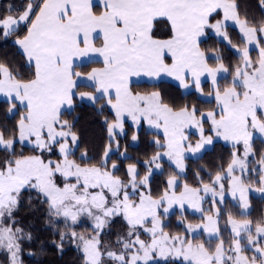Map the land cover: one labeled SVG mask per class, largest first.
Listing matches in <instances>:
<instances>
[{
	"label": "snow or ice",
	"instance_id": "1",
	"mask_svg": "<svg viewBox=\"0 0 264 264\" xmlns=\"http://www.w3.org/2000/svg\"><path fill=\"white\" fill-rule=\"evenodd\" d=\"M258 8L259 19L247 9L242 14L238 0L8 4L0 15V37L7 42L15 36L13 45L23 61L17 66L0 59L5 119L19 113L11 126L0 124V252L9 264H22L23 242L34 239L15 215L25 193L29 211L43 206L46 226L58 235L53 241L58 253L62 256L70 241L80 264H264V215L255 222L249 218V194L264 196V152L253 163L255 134L264 137V0H258ZM229 21L239 30L240 44L229 35ZM209 31L231 46L235 64H226L220 49L211 55L201 49V38ZM85 60L102 66L76 70L77 62ZM162 77L181 90L193 89L196 100L177 104L160 88ZM202 78L210 82L207 92ZM204 96L214 104L202 111ZM77 100L99 104L98 114L108 110L111 115L103 120L107 142L95 162L87 144L82 145L78 117L62 118L75 111ZM128 121L136 129L133 143L139 141L141 125L157 130L149 142L157 151L143 160V175L139 161L127 163L123 175L116 174L122 160L109 167L113 143L119 150L118 136L126 135ZM217 138L234 149L242 144L243 153L234 150L226 166L209 173L208 182L197 171L199 184L181 187L187 154L201 153ZM120 157L132 160L126 150ZM165 157L175 169L154 197L151 178L154 169L162 170ZM229 194L238 201L239 213L222 207ZM174 206L181 213L185 206L200 213L202 223H187L183 234L165 231L164 220ZM116 218L124 230L114 244L105 243L102 235ZM85 220L90 230L78 233L76 226Z\"/></svg>",
	"mask_w": 264,
	"mask_h": 264
},
{
	"label": "trees",
	"instance_id": "2",
	"mask_svg": "<svg viewBox=\"0 0 264 264\" xmlns=\"http://www.w3.org/2000/svg\"><path fill=\"white\" fill-rule=\"evenodd\" d=\"M9 3L18 4L19 0H0V15L6 14L5 9L8 7ZM240 4V11L243 14L245 9H247V13L250 17L260 18V10L258 8V0H238ZM16 15L15 12L12 13ZM229 35L234 43L240 44V38L238 31L233 28H227ZM15 36L9 38L7 42H4L2 37H0V59H7L10 63H14L15 65H20L23 63L21 57L17 54V49L13 45V41ZM201 49L206 50L211 55L213 49H220L221 54L225 58L226 64H235L236 56L234 54V50L229 48L224 42H220L215 38L214 35L208 33L206 38L201 41ZM251 56L254 58L257 56V53L254 49H251ZM209 63L214 66L215 61L210 59ZM101 63L98 62H88L86 64H82L77 67L78 71H90L92 67H99ZM22 71L26 74L27 69H22ZM229 80V78H228ZM160 88L165 92L166 96H170L175 100L177 104H181L184 102H193L196 100V97L191 93H182L178 86L166 82L160 81L158 82ZM221 86L225 84L223 79L220 80ZM142 85L144 83H141ZM209 84H203L202 86L205 89V92L209 89ZM82 90H86L82 88ZM100 103H103L101 101ZM212 104H214V100H207L200 97L199 107L201 110H205L209 108ZM7 103L6 101H0V124H7L11 126L15 123V119L18 118L19 113L16 114L15 118L10 120H6V112H7ZM99 107V104H85L82 102L76 101L75 111L69 115L66 111L64 113L63 119L72 120L73 117H78L76 120V129L82 135V145L87 144L89 148V156L93 158L92 162H95L99 159L100 154L102 153L103 147L106 144L107 133L106 126L103 124L104 118L107 116L111 119V115L108 110H105L103 115L97 113L96 109ZM136 131L132 128L129 123L125 124V133L124 136H118L119 139V150L116 148V144L113 143V153L111 154V158L109 161V167L111 165V161L116 160L121 163V171L117 172V175H123L126 170V165L129 162H137L139 161L138 168L141 172V175L144 174L143 160L157 151L154 145H149V142L152 140L153 136L156 133L152 131H147L145 128H140L138 130L139 141L138 143H133L131 141V136L133 132ZM162 138V136H160ZM254 150L257 155L253 158V163L256 159L259 158V154L264 152V142L262 141H254L253 142ZM233 146L215 142L209 150L205 151L202 155L194 159H186V171L183 175H181V187L183 183L187 182L192 186H197L199 181L196 179L197 171L200 172L201 177L204 182H208L209 173L214 174L221 164L225 165L229 161L231 157V153L234 150H238ZM17 151H20L19 145L17 146ZM126 150L127 156L131 157L132 160H126L120 157V153ZM24 153L27 155L30 152V146H25L23 149ZM160 151H163L162 149ZM80 153L77 151L76 156H79ZM54 158V157H53ZM162 170L154 171L153 176L151 178V190L153 196H158L164 188V182L166 177L172 173L173 167L169 166L166 159L162 162ZM249 167H252L250 163ZM258 179V177H256ZM227 182L225 181V184ZM179 190V189H178ZM27 193H25V200L22 202L20 210L15 214L16 218L20 221L21 226L24 227L25 231H31L33 234V241L23 242V251L21 253V261L22 264H80L79 255L75 249V247L71 244L70 241H65V251L61 256L57 249L55 248L53 241L58 240V235H53L52 229L45 224V217L43 213V206H41V210L37 212H31L27 208L26 200ZM207 203L204 206H208L209 208L211 204V199H207ZM249 203L251 206V218L254 222L259 219L261 215H264V197L258 195H249ZM225 210L231 209L235 213H239L241 210L238 207L236 202H233L229 198H225V204L222 205ZM206 208V209H207ZM183 216V222H181L180 217ZM201 221V214H194L189 210H185L183 213L180 210H174L173 212L168 214V217L164 220L165 223V231H169L173 234L185 232V225L187 223L197 224ZM62 227V224H61ZM123 222L120 218H116L115 221L111 224L109 228H106L104 234L102 235V241L105 243L111 242L115 243L117 233L124 230ZM221 229L224 228V221L221 220L220 224ZM75 230L78 233H85L90 230V223L86 220L76 226ZM227 236V233H225ZM214 246V245H213ZM29 252H32L33 255H29ZM250 255V253H249ZM0 263L8 264V259L5 253L0 252Z\"/></svg>",
	"mask_w": 264,
	"mask_h": 264
},
{
	"label": "rangeland",
	"instance_id": "3",
	"mask_svg": "<svg viewBox=\"0 0 264 264\" xmlns=\"http://www.w3.org/2000/svg\"><path fill=\"white\" fill-rule=\"evenodd\" d=\"M219 17H215L214 18V20L215 19H218ZM214 22V21H213ZM228 26L229 27H233V28H235L237 31H238V33H239V30H238V28H236L233 24H232V22L231 21H229L228 22ZM209 33L210 34H212V35H214L215 36V34L214 33H212L211 31H209ZM205 38H206V36H205ZM204 38V39H205ZM215 38L217 39V40H219L220 42H224L229 48H231V46L230 45H228L227 44V42L226 41H223L221 38H218V37H216L215 36ZM203 39V40H204ZM232 49V48H231ZM252 49H254L255 51H256V53L258 54V50L255 48V46L253 45L252 46ZM256 57H254L253 59H255ZM229 78V80L231 79V76H229L228 77ZM162 81H166V80H162ZM160 82V81H159ZM166 82H169V81H166ZM140 83H144V82H140ZM169 83H172V82H169ZM210 84V82L208 81V80H206V81H204L203 82V84ZM172 84H174V83H172ZM202 84V85H203ZM174 85H176V84H174ZM176 86H178V85H176ZM209 86V85H208ZM181 90V89H180ZM182 91V90H181ZM192 91H194V90H191V91H189V92H192ZM189 92H183L182 91V93H189ZM202 98H204V99H207V100H210L211 98H208V97H206V96H204V97H202ZM212 100V99H211ZM6 101V100H5ZM86 104V103H85ZM206 127V135L207 134H210V133H208V131H207V128H208V126L206 125L205 126ZM133 128V127H132ZM134 129V128H133ZM134 130H136V129H134ZM147 130V129H146ZM147 131H149V130H147ZM191 131H193V132H195V130L193 129V130H191ZM154 133H156V132H154ZM159 135L160 136H163V133L162 132H160L159 133ZM197 137H193L192 138V142L194 143L195 142V139H196ZM256 140H258V141H263L264 142V137H261L260 136V134L259 133H256L255 134V137H254V141H256ZM253 141V142H254ZM215 142H221V143H224V144H227V145H230V146H233L231 143H229V142H225V141H223L222 139H216L215 141H214V143ZM27 146V145H26ZM213 146V145H212ZM212 146H207L204 150H202L201 151V153H199V154H197V155H192L191 153H189V154H187V157H186V159H194V158H197V157H199L200 155H202L205 151H207V150H209L210 148H212ZM238 147H239V149H238V151L242 154L243 153V145L241 144V145H238ZM164 159H166V161L168 162V164L170 165L171 164V162L170 161H168L167 160V157H165ZM185 159V160H186ZM174 169H175V165L174 164H172L171 165ZM160 169H154V171H159ZM178 171V170H177ZM184 173H182L181 175H183ZM202 195H203V193H201ZM249 195H258V196H262L260 193H257V192H255V191H252ZM264 197V196H263ZM225 198H229L230 200H232L233 202H236L237 204H238V201H236V200H233L232 199V197H231V195L229 194V195H226V197ZM207 199H211V196L209 195L208 197H207ZM217 199H219L218 197H217ZM208 206H204V208L206 209ZM185 208L187 209V210H189L190 212H192V213H194V214H200V213H196V212H194V210L193 209H190V208H187V206H185ZM174 210H180L179 209V206H174L172 209H170V212L169 213H171V212H173ZM163 210L161 209V212H162ZM87 221V220H86ZM88 222V221H87ZM88 223H90V222H88ZM200 223H202V222H200ZM200 223H197V224H200ZM193 225H196V224H193ZM7 256V255H6ZM7 259H8V257H7ZM0 264H2V263H0ZM8 264H9V262H8Z\"/></svg>",
	"mask_w": 264,
	"mask_h": 264
},
{
	"label": "crops",
	"instance_id": "4",
	"mask_svg": "<svg viewBox=\"0 0 264 264\" xmlns=\"http://www.w3.org/2000/svg\"><path fill=\"white\" fill-rule=\"evenodd\" d=\"M205 37H202L201 38V41L204 39ZM98 59V58H97ZM89 61H87V60H85V61H82V62H80V61H78L77 63H78V66H80V65H82V64H86V63H88ZM101 66H102V64H101ZM101 66H99V67H101ZM162 80H166V81H169V82H172V83H174V84H176L177 85V82H175V81H173L171 78H168V77H162L159 81H162ZM207 79L206 78H202V81L204 82V81H206ZM158 81V82H159ZM141 82H144V81H141ZM82 90V89H81ZM191 90H193V89H190V90H182L183 92H189V91H191ZM6 100V98L5 97H3V96H0V101H5ZM78 102H82V103H86V104H91L90 102H88V101H79V100H77ZM127 123H129L130 125H131V121H128ZM132 126V125H131ZM140 128H145V129H147V130H149V131H152V132H156L157 130H155V129H150V128H148V126L146 125V124H144V125H141L140 126ZM139 128V129H140Z\"/></svg>",
	"mask_w": 264,
	"mask_h": 264
}]
</instances>
